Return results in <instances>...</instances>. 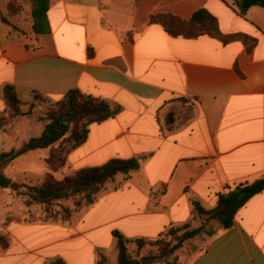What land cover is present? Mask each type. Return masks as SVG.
<instances>
[{
	"label": "crops",
	"instance_id": "0c3cea01",
	"mask_svg": "<svg viewBox=\"0 0 264 264\" xmlns=\"http://www.w3.org/2000/svg\"><path fill=\"white\" fill-rule=\"evenodd\" d=\"M201 10L234 38L172 36L152 22L189 21ZM7 86L28 105L37 95L58 102L73 88L111 102L120 113L89 126L67 169L131 159L140 169L69 223L30 218L14 190L0 186V232L10 239L0 264H96L118 245L116 234L155 240L197 227L195 203L213 210L229 186L264 179L262 7L241 14L231 0H0V114ZM45 126L25 118L0 130V155ZM190 264H264V191Z\"/></svg>",
	"mask_w": 264,
	"mask_h": 264
},
{
	"label": "trees",
	"instance_id": "16d2710c",
	"mask_svg": "<svg viewBox=\"0 0 264 264\" xmlns=\"http://www.w3.org/2000/svg\"><path fill=\"white\" fill-rule=\"evenodd\" d=\"M231 1L240 9L241 14H246L250 8L255 6L264 8V0ZM152 22L162 24L172 36L197 38L203 34H209L224 42L234 38V36L227 37L223 35L219 30L217 20L206 10L198 11L189 21L173 15H156L152 18ZM235 38L237 37L235 36ZM239 38L245 43H254V40H250L247 36H240ZM3 97L7 105V116L0 117V130L6 131L9 119L15 121L16 118L22 115V100L15 86L5 87ZM37 98L43 99L39 95H37ZM120 111L119 107H114L111 102L105 99L85 95L78 88L71 89L56 103L55 109L49 113L46 118V126L39 136L30 138L18 149H12L0 155V186L13 189L18 196L25 195L26 206L31 204L45 206L48 215L57 205L59 216L53 218L52 220L54 221L68 223L73 221L78 212L93 204L102 192L116 182L119 176H124L127 179L138 171L140 169L138 160H113L101 167L73 171L63 180H58L54 174H51L42 185L35 187L14 182L4 174L3 167L30 151L41 149L57 150L56 146L66 142L69 136L72 139V143H74L71 149L78 147L87 140L91 124L114 118ZM58 151L60 152V150ZM263 191L264 179H260L252 183L244 182L229 186L227 192L219 195L218 204L213 210H205L199 203H195V212L202 221V225L197 229L187 231L181 242L183 243L185 240L201 235L207 223L216 222L220 228L211 235L205 247L184 264H190L195 257L206 250L209 241L218 232L231 229L238 211L252 197ZM67 200L79 201L78 210L61 205V202ZM177 230V228L173 227L168 232L176 235ZM116 236L119 240L117 245L118 262L116 264H142L140 260L131 256L127 245L132 242L145 243L147 240H128L120 235L116 234ZM8 246L7 237L0 235V247L5 250ZM168 255L165 252L159 259H164ZM108 258L107 256L100 257L96 264H112ZM46 264L66 263L59 259L49 261ZM169 264L180 263L173 261Z\"/></svg>",
	"mask_w": 264,
	"mask_h": 264
},
{
	"label": "rangeland",
	"instance_id": "374dc122",
	"mask_svg": "<svg viewBox=\"0 0 264 264\" xmlns=\"http://www.w3.org/2000/svg\"><path fill=\"white\" fill-rule=\"evenodd\" d=\"M56 103L57 102L38 99L37 97L35 98V102L30 105L22 102V115L16 118L15 121L13 120L14 122L9 119L6 127L9 128L16 121L25 118H29L31 120L38 119L41 122L47 123L46 118L49 113L55 109ZM4 116H7V110L3 114H0V117ZM68 138L69 139L66 142L58 144L56 146L57 150H35L30 151L28 155L17 158L13 165L3 170L4 174L9 178H14L18 184H25L27 186L35 187L42 185V183L45 182L48 176L53 174V171L62 172V169L64 172L63 176H55V178L58 180H63L66 176L73 172V170L67 169L66 165V156L71 150V147L74 145V143H72V139H70V136ZM58 150H60V152ZM24 196L17 195V199H20V201H22V207L28 210L30 218L36 220H52L56 216H59V208L57 205L55 206L56 208L48 215L46 213L45 206L36 204L26 206V199L24 198ZM61 203V205L69 207L73 210H78L77 206L79 204V201L77 202L75 200H67ZM201 225L202 221L200 220V224L197 227H193V225L191 224L186 225V228H184L185 226L175 227L178 229L176 235L170 234L168 230L166 233H164L163 236L158 239L147 240V242L145 243H129L127 245V249L129 250L131 256L135 259L140 260L142 264H169L173 261L184 264L191 257L200 252V250L205 247L208 240L211 238V235L214 232H217V230H219L220 228V226L216 222L207 223L205 225V230L201 235L193 239L185 240L183 243L181 242L182 237L187 231L197 229L201 227ZM0 235L7 237L10 246L9 237L7 235H3L1 232ZM7 249L4 250L0 247V251H6ZM165 252H167V254L169 255L164 259H159V257H161ZM107 257H109L108 259L110 262H112V264H116L118 262L117 245L116 248H114L113 252Z\"/></svg>",
	"mask_w": 264,
	"mask_h": 264
},
{
	"label": "water",
	"instance_id": "95a60500",
	"mask_svg": "<svg viewBox=\"0 0 264 264\" xmlns=\"http://www.w3.org/2000/svg\"><path fill=\"white\" fill-rule=\"evenodd\" d=\"M144 263V262H143Z\"/></svg>",
	"mask_w": 264,
	"mask_h": 264
}]
</instances>
